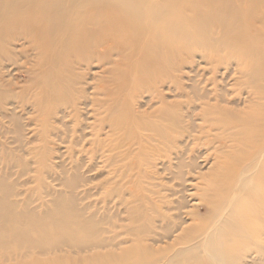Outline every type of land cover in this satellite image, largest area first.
<instances>
[{
    "label": "bare ground",
    "instance_id": "6f19581e",
    "mask_svg": "<svg viewBox=\"0 0 264 264\" xmlns=\"http://www.w3.org/2000/svg\"><path fill=\"white\" fill-rule=\"evenodd\" d=\"M0 264H264V0H0Z\"/></svg>",
    "mask_w": 264,
    "mask_h": 264
},
{
    "label": "rangeland",
    "instance_id": "374dc122",
    "mask_svg": "<svg viewBox=\"0 0 264 264\" xmlns=\"http://www.w3.org/2000/svg\"><path fill=\"white\" fill-rule=\"evenodd\" d=\"M204 149V148H203ZM202 149V150H203ZM172 165H173V162H172ZM161 178L164 180V183L166 184V185H168L171 189H173V191H175V192H177V189L175 188V186H178V185H180V183L179 182H177V181H175V182H170V179H171V176H169L168 174H163L162 176H161ZM197 178L196 177H191V178H189L188 180H189V183L187 184L188 186L185 188L186 190H190V189H192L194 186H191L192 184L190 183V182H193V181H195ZM170 182V183H169ZM190 193H188V194H186V195H189V196H191L192 194L191 193H193V192H191V191H189ZM195 198H196V196H194ZM194 197H192V198H194ZM188 201V200H187Z\"/></svg>",
    "mask_w": 264,
    "mask_h": 264
}]
</instances>
